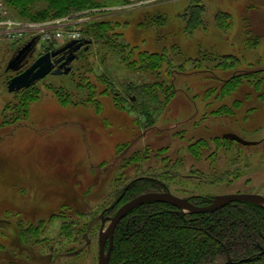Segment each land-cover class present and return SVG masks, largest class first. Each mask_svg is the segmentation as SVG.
<instances>
[{
  "label": "rangeland",
  "instance_id": "374dc122",
  "mask_svg": "<svg viewBox=\"0 0 264 264\" xmlns=\"http://www.w3.org/2000/svg\"><path fill=\"white\" fill-rule=\"evenodd\" d=\"M100 1L81 13L35 18L44 3L19 9L4 2L24 35L0 37V219L9 221L0 224V264H98L101 220L86 235L89 242L84 238L87 225L82 234L71 237L62 225L67 219L73 224L70 229L83 228L113 205L127 182L152 173L143 164V169L133 164L123 170L117 162L119 145L131 141L135 147L130 146L129 154L150 146L152 155L161 153L172 164L182 163L180 175L190 177L176 181L193 193L210 199L233 192L264 195L262 87L240 76L237 95L220 93L215 98L223 80L264 68V0ZM195 1L204 9L202 26L187 33L180 16ZM103 20L110 23L106 32L112 42L85 33L87 22ZM43 28L65 34L78 30L83 45L58 55L62 59L55 68L29 85L33 87L25 95L10 92L13 76L68 40L44 42ZM115 32H121L119 38ZM32 40L17 68H8ZM123 46L135 52L133 58L141 50L164 52L172 64L167 57L155 72L135 68L120 54ZM170 68L179 70L174 75L179 90L158 104L155 125L140 138L146 123L129 108L136 99L126 95L125 87L171 84ZM106 88L108 93H101ZM207 89L210 99L203 100ZM155 94L162 102L161 90ZM27 95L28 103H19ZM228 132L255 143L224 137ZM201 138L197 146L204 148V158L196 159L186 147ZM211 167L232 183H210L218 178ZM121 169L125 174L116 179Z\"/></svg>",
  "mask_w": 264,
  "mask_h": 264
},
{
  "label": "trees",
  "instance_id": "16d2710c",
  "mask_svg": "<svg viewBox=\"0 0 264 264\" xmlns=\"http://www.w3.org/2000/svg\"><path fill=\"white\" fill-rule=\"evenodd\" d=\"M4 2L19 9L37 5V3H44L42 10L38 11L39 15L33 16L35 18L81 13L98 5L101 1L4 0ZM203 12L204 9L197 1L189 3L180 16L184 23L183 30L192 33L194 29L196 30V27L202 26L203 19L201 15ZM86 25V34L92 35L94 33L98 41L107 43L111 40L112 42V37L106 32L110 27V23L106 20L89 21ZM115 34V38H119L121 32H115ZM256 39L258 42V37ZM125 49L126 46H123L119 52L120 54L125 53L122 57L129 61V64L134 65L135 68H145L152 72H155L168 57L165 56L164 52L141 50L137 53L136 58H133L131 56L135 52ZM224 56L229 58V55ZM168 60L171 66L172 62L169 57ZM170 70L168 74L171 77V84L165 85L163 81L160 83L156 81L149 85L139 86L133 83L125 87L126 95H132L136 99L134 102L132 100L129 102V108L136 111L139 114V119L146 123V130L140 134V138L144 137L146 131L155 125L156 119L153 111L158 109V104L167 103L173 96V92L179 90L174 81V75L179 70H172L171 68ZM240 76L247 79L255 88L262 87L263 93H260V97L264 95V68H261L257 71L234 74L223 81L221 79L222 85L215 98L221 94L232 97L237 95L235 90ZM32 87L28 86L22 89L20 93L25 95ZM157 89L164 94L163 101L160 103L154 98ZM94 91L92 86V94H95ZM108 91V88H106L101 93L106 94ZM207 91L208 89L202 93L201 98L203 100L210 99ZM121 95L127 97L124 93ZM29 97L31 96L27 95L20 98L19 103L26 105ZM216 108L219 110L222 107ZM203 139L197 140L196 144H194L195 142H189L186 147L189 154L196 159L204 158L202 155L204 148L197 146L199 142H203ZM223 140L227 139L223 138ZM134 145L135 143L132 141L125 147L119 145L117 162H121L123 170L124 166L128 167L133 164L138 170L142 168L143 164V168L152 171V173L136 176L127 182L120 190V194L113 205L104 209L106 215L114 214L117 208L138 194L149 191H164L167 188L172 191L173 187L174 190L185 192L184 197H189L194 204L201 206L209 204L210 196L193 193L176 181L180 178L190 177L189 175H180L182 163L179 164L174 160L175 163L172 164L171 160L162 156L161 153L152 155L150 146H146L143 151L138 149L129 154L130 146L133 147ZM208 158L210 157L208 156ZM122 169L116 179H121L122 175L125 174ZM211 170V174L218 178L216 180H212V178L210 183H218V181L232 183V180L230 181L228 177H219L218 174L222 173L216 172V168L211 167ZM228 171V169L225 170L227 174ZM225 172L224 174H226ZM70 225L73 224H70L67 219L62 225L63 233L69 235L67 237L78 236L79 233H83V229L87 224H82L83 228L80 225L76 230L70 229ZM19 232L22 234L21 230ZM113 235L114 245L111 259H109L110 264H264V207L246 201H233L218 210L206 213L182 212L167 202H146L133 208L119 221Z\"/></svg>",
  "mask_w": 264,
  "mask_h": 264
},
{
  "label": "water",
  "instance_id": "95a60500",
  "mask_svg": "<svg viewBox=\"0 0 264 264\" xmlns=\"http://www.w3.org/2000/svg\"><path fill=\"white\" fill-rule=\"evenodd\" d=\"M33 42V40L29 41L23 48H21L16 58L12 61H9L8 68H17L21 61L27 56V51L31 49ZM81 45H83L82 41L73 40L64 44L63 46H60V48L56 50L44 52V54H41L35 60H33V63L28 68L10 79L7 86L9 91L15 92L21 90L40 80L44 77V75H47L48 72L55 68L57 61L62 59V56L56 58L58 55L81 48ZM69 60L70 58L67 59V61ZM224 137L233 139L234 141L244 145H251L255 143L254 141L244 139L234 132L225 133ZM233 201H246L264 207V195L260 193L233 192L217 195L210 199L209 204L201 206L194 204L189 197L176 195L167 188L164 191H149L136 195L117 208L116 212L112 216H105L102 212L101 214L93 217L87 224L84 237L86 241L89 242V237L86 235H88L95 222L101 220V226L98 235L99 255L97 261L98 264H110L109 259H111L113 250V234L115 233V229L119 224V221H121L133 208L146 202H167L172 204L174 207H177L182 212L206 213L218 210ZM106 221H108L107 225L105 223ZM2 223H9V221L6 219H0V224ZM79 251L80 250H76L72 254H75Z\"/></svg>",
  "mask_w": 264,
  "mask_h": 264
},
{
  "label": "built area",
  "instance_id": "2783aa9c",
  "mask_svg": "<svg viewBox=\"0 0 264 264\" xmlns=\"http://www.w3.org/2000/svg\"><path fill=\"white\" fill-rule=\"evenodd\" d=\"M8 7L4 3V0H0V37L8 39H21L24 35L21 31H18L19 26L15 21L10 19ZM42 38L44 42L62 41L65 38L68 40H80V31H71L68 34L62 31L43 28Z\"/></svg>",
  "mask_w": 264,
  "mask_h": 264
},
{
  "label": "flooded vegetation",
  "instance_id": "af4514ba",
  "mask_svg": "<svg viewBox=\"0 0 264 264\" xmlns=\"http://www.w3.org/2000/svg\"><path fill=\"white\" fill-rule=\"evenodd\" d=\"M104 215H105V216H109V215H106L105 212H104ZM106 222H107V221H106ZM106 222H105V223H106Z\"/></svg>",
  "mask_w": 264,
  "mask_h": 264
}]
</instances>
